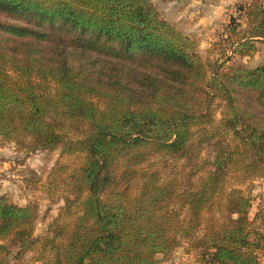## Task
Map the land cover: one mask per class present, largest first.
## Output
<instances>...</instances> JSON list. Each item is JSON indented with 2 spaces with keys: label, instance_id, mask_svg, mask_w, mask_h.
I'll use <instances>...</instances> for the list:
<instances>
[{
  "label": "trees",
  "instance_id": "1",
  "mask_svg": "<svg viewBox=\"0 0 264 264\" xmlns=\"http://www.w3.org/2000/svg\"><path fill=\"white\" fill-rule=\"evenodd\" d=\"M253 13L241 56L264 42V6ZM217 131L232 139L200 168ZM0 140L79 158L51 174L68 188L42 264H156L185 241L205 263L260 264L264 217L229 180L264 168V63L209 78L198 43L152 0H0ZM153 158L192 171L164 179ZM36 219L0 198V264L7 239L16 257L33 248Z\"/></svg>",
  "mask_w": 264,
  "mask_h": 264
},
{
  "label": "rangeland",
  "instance_id": "2",
  "mask_svg": "<svg viewBox=\"0 0 264 264\" xmlns=\"http://www.w3.org/2000/svg\"><path fill=\"white\" fill-rule=\"evenodd\" d=\"M152 1L161 18L165 19L164 15L168 12L167 7H162L165 0ZM169 1L172 4L181 2V0ZM263 1L237 0L232 3L230 0H189L190 4L189 2L185 3V9L189 6L191 14L183 17V21L191 22V25L196 22L197 15L199 17L203 14L215 16L216 10L223 15L221 22H218V19L214 20L216 21L215 25L209 28V31L201 28L198 33L193 34L189 28L186 32L180 29L198 43V52L207 66L209 78H212L218 70L221 72H230L238 68L253 70L264 63L263 41H254L256 51L253 53L250 52L241 56L233 52L238 45L237 41L253 28V12L255 8L263 6ZM212 7L214 11L211 10ZM169 19L172 20V18H168L167 21L169 22ZM225 112V102L216 99L213 104L214 123L210 127L215 129L214 126L221 123ZM217 132L219 134L215 138L203 143L200 147V155L197 158V166L200 168L211 167L210 164L218 150L216 144L219 140L228 143L232 139L231 135L225 133L222 135L219 131ZM78 162L77 156L62 155L61 149L31 151L29 148H23L14 142H2L0 140V198H6L9 202L21 207L32 205L37 210L33 248L31 247L30 250L16 257L18 247L14 246L10 239L1 242L8 244L13 252L7 255L5 264L43 263L41 258L44 254H42V240L52 235L51 227L65 206L64 197L67 194L65 188H68L58 182L52 187L51 174L59 163L73 165ZM191 167L184 160L174 161L171 158L163 160L153 158L151 163L146 165L149 171L158 168L164 179L179 178L182 173L189 175L192 171ZM60 178L62 177H58L57 180ZM229 186L242 189L244 194L250 198L252 207L249 216L252 220L258 214L264 217V168L256 176L244 181L238 178L230 179ZM255 226L264 233V224L260 219L255 222ZM158 258L159 261L156 264H209L202 259L200 251L193 248L187 241L183 242L168 258L163 259L162 256ZM260 264H264V253L260 255Z\"/></svg>",
  "mask_w": 264,
  "mask_h": 264
},
{
  "label": "crops",
  "instance_id": "3",
  "mask_svg": "<svg viewBox=\"0 0 264 264\" xmlns=\"http://www.w3.org/2000/svg\"><path fill=\"white\" fill-rule=\"evenodd\" d=\"M230 1L233 3L237 0H230ZM188 2L189 0H181V2L178 4H172L169 0H165L162 4L163 5L162 7H167L168 9L167 10L168 12H166V14L164 15L165 19L168 20V18H172V20L169 19L171 23L176 24L179 29L185 32L187 31V28H189L190 31H193L192 32L193 34L198 33V31H200L201 28H203V30L209 31L210 30L209 28L215 25L214 23L216 21L214 20L218 19V22H221L223 20V17H222L223 15L221 14V12L216 10L217 14L215 16H210L211 14L208 16L206 14H203V15L200 14L201 16L199 17L197 15L196 16L197 20L193 25H191V22L183 21V17L185 18L191 14L189 6H187L185 9V3H188ZM262 4L264 6V1L262 2ZM213 7L211 8V10H213ZM216 7H219V6H216Z\"/></svg>",
  "mask_w": 264,
  "mask_h": 264
}]
</instances>
